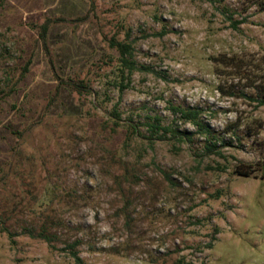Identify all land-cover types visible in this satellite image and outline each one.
Returning <instances> with one entry per match:
<instances>
[{"label": "rangeland", "instance_id": "374dc122", "mask_svg": "<svg viewBox=\"0 0 264 264\" xmlns=\"http://www.w3.org/2000/svg\"><path fill=\"white\" fill-rule=\"evenodd\" d=\"M263 175L264 0H0V264H264Z\"/></svg>", "mask_w": 264, "mask_h": 264}, {"label": "trees", "instance_id": "16d2710c", "mask_svg": "<svg viewBox=\"0 0 264 264\" xmlns=\"http://www.w3.org/2000/svg\"><path fill=\"white\" fill-rule=\"evenodd\" d=\"M241 23V22H240ZM238 23H233V27L237 28ZM113 47H116L120 53V62L123 66L122 70L120 71L122 75H124L125 70H128L130 74H132L136 70V66L134 62L130 59L131 56V47L125 43H116L113 44ZM73 88L77 89V91L80 90H86L87 87L84 86L82 83H75L71 82L70 84ZM125 90V86L121 84L120 91L123 92ZM173 114L178 115L181 119L185 121H189L192 123H196L197 118H199L200 112L198 110L193 109H185L182 107H173ZM117 116V113L114 114ZM116 121L114 122L115 127L120 126V118H115ZM154 123L150 124V136H143L144 140H147L150 145H153L155 141H170L172 139L178 140V141H189V135L187 133H182L179 130H173L171 127H165L161 125V119L159 117L154 119ZM135 135L141 137L139 130L135 127V130L132 132ZM171 135V136H168ZM245 177H248V174H240ZM264 179V175L262 177ZM74 247V246H73ZM150 263L152 264H158L157 260H151Z\"/></svg>", "mask_w": 264, "mask_h": 264}]
</instances>
